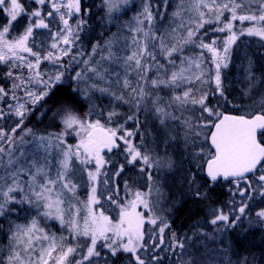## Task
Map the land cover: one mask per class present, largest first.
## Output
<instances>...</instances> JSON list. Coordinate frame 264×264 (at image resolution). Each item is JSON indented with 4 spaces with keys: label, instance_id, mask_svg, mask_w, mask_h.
Listing matches in <instances>:
<instances>
[{
    "label": "snow or ice",
    "instance_id": "snow-or-ice-1",
    "mask_svg": "<svg viewBox=\"0 0 264 264\" xmlns=\"http://www.w3.org/2000/svg\"><path fill=\"white\" fill-rule=\"evenodd\" d=\"M31 3L36 7L26 6L27 0H0L5 15L0 24V218L8 225L5 230L0 223L8 241L0 248V264H163L167 257L162 252L173 254L175 264H234L229 247L221 252L205 241L238 225L243 228L245 221L248 227L264 229V207L253 215L249 205L253 194L264 197V75L254 71L253 54L243 45L236 47L243 74L236 83L244 85L238 93L231 92L223 70L232 63L242 36L264 41V0H176L167 29L157 22L165 20L169 0H144L142 10L125 26L129 35L123 45L117 47L119 38L97 42L87 55L79 42L94 6L82 9L81 0ZM130 3L101 0L105 23L119 20L116 14ZM21 16L23 28H14ZM205 25L215 26L201 32ZM98 50L102 54L93 60ZM45 62L55 70L49 72L47 65L42 70ZM73 65L82 69L71 74L76 81L73 95L89 111L83 116L69 108L53 113L62 124L59 132L28 127L37 104L40 115H46L40 102L60 90ZM112 85L128 91L133 111L124 122L135 121L133 130L123 123L111 126L118 115L115 108L101 121L105 113L94 93L129 103ZM139 113L154 117L159 130L150 142L141 136L135 144ZM6 121L10 126H4ZM70 136L77 141L68 143ZM29 143L31 154L23 150ZM114 149L125 154L124 163L110 176L102 169L111 165L105 153ZM126 165L145 184L141 190L124 180L122 196L115 181ZM177 171L187 173L185 183L195 200L211 201L215 186L225 182L231 196L241 197L239 203L230 200L227 210L210 205L213 232L197 225L192 237L196 243L178 237L167 216L171 209L164 203L163 180L166 174L174 178ZM198 173H203L204 183L196 179ZM81 186L88 190L85 200L77 195ZM24 205L36 208V215L26 223L13 221L12 213L26 211ZM113 205L116 220L110 214ZM50 220L65 233L52 232ZM235 264H257V259L240 256Z\"/></svg>",
    "mask_w": 264,
    "mask_h": 264
},
{
    "label": "trees",
    "instance_id": "trees-1",
    "mask_svg": "<svg viewBox=\"0 0 264 264\" xmlns=\"http://www.w3.org/2000/svg\"><path fill=\"white\" fill-rule=\"evenodd\" d=\"M22 2H24V0H22ZM100 2L101 0H81V5H82V9L85 6H94L91 7V15L88 17V25L85 29V31L83 33H81V40L79 43H82L84 49H85V55H87L89 52H91L92 46L94 44H96L97 42H100L101 44L104 43V41L107 39L109 40L113 35L118 34L119 36L121 35V32L123 31L121 29V24L123 23L124 18H122L121 16H119V20L118 24L115 23H105L104 20V12L103 10L100 8ZM154 3H162V0H153ZM169 4L170 7L168 9V12L172 11V7L174 6L175 2L174 0H169ZM28 7H36V5L31 3V0H27V5ZM47 5L45 6V10H47ZM167 12V13H168ZM21 18H24L23 16ZM20 18V19H21ZM4 19H5V15L3 13H0V24L4 23ZM25 19V18H24ZM162 21V20H161ZM158 21L157 22V27H158V23L161 22ZM239 22H237L238 24ZM17 26L20 25H14V28H16ZM50 27H52V25H50ZM214 27V26H213ZM21 27H19L20 29ZM209 28V26L205 27V29H203L201 32H204L205 30H207ZM38 32L41 33H46L47 30L44 29H39L37 30ZM210 34V35H209ZM227 33H214V32H210L208 33V36H216V37H224L226 36ZM41 39H43V37H41ZM205 40L208 39V37H204ZM243 40L249 43L254 44V42H259V39L253 38V37H248L245 36L243 37ZM264 45V44H263ZM257 49L260 50L263 54L262 59H264V47H262V45H257ZM235 49H233V56H232V63L231 66L233 65V58H234V53H235ZM77 51L76 48H73V52L75 53ZM199 51V50H197ZM261 55V56H262ZM65 59H68V57H65ZM45 65H47V70L49 72L54 71V66L48 63L42 64L41 65V69L44 70L45 69ZM2 70H3V66H0V74H2ZM81 66L79 65H73V68L69 71L68 73H66L65 76V81L66 83H64L63 85L58 86L60 88L59 91H56L55 95H50L48 98H46L45 101H41L40 103L44 105V109L43 111L46 112L45 116H41L40 115V111H42L40 104L36 105V111H34L28 118V120L26 121V125L29 124L30 126H34L36 130H40V128H48L47 125H53L54 123H57L59 120L57 119V116H54L53 113H59L62 109L65 108H69V109H76L77 114H85L89 111L88 107L86 106V103H82L80 102L74 95H73V91L76 88V83L74 82V80L71 79V74L74 73L75 71H80ZM229 70H223L224 72V76L226 77V74L228 73ZM0 83H3L2 80H0ZM94 95V94H93ZM94 99H95V103L96 105L105 113V116L100 117L102 123L105 121L106 119V113L109 111L108 103H103L100 100L99 95H94ZM6 102H7V98H6ZM229 112H234L235 109H226ZM133 111L132 109V105H131V101L130 103L123 109L116 111L117 113H119L120 116H116L112 118L111 121V126L115 127L117 124H121L123 123L124 128H127L128 130H133L135 121H127L126 123L124 122L125 117L127 115H129L131 112ZM82 115V116H83ZM59 117V116H58ZM139 118H140V123L138 125V128L141 126L142 123V113H139ZM154 118V117H153ZM155 119V118H154ZM11 122L10 121H6L4 122V126L8 127L10 126ZM158 124V123H157ZM155 126V123H154ZM51 128V127H50ZM61 130V128L59 130H57L56 132H59ZM135 134H137L136 136V141L135 144H140L141 142V133L140 131H137ZM71 138L74 137H68V143H75V139L71 140ZM122 147V145H121ZM118 151L120 149H117ZM117 150H113L112 153H105L106 157H110V154H114L117 152ZM125 156V155H124ZM124 156L123 157H117V161L114 164V169L116 167L117 164H120L121 162L124 163ZM109 159V158H108ZM109 165L105 166V169L108 168ZM126 167H128L127 165L125 166V172L121 173V177L117 178L115 183L120 185V190H121V195H124V183H122V179L124 178V176L129 177L130 176V169H127L128 171H126ZM131 167V166H130ZM104 171V170H103ZM137 174V178H139L138 173ZM198 178L200 179V183H204V180L201 179V177L203 176V173H198ZM224 185H217L215 186V188L213 189V191L211 192V201L207 202L209 203L208 206H206L205 204H200L199 200H195L193 199L191 196L189 197V199L187 200L186 204L184 205V207H181L176 213H169L168 217L170 216V222L171 225H173L174 227L171 230H174L175 228H177L179 226V222L178 220L183 221V220H190L191 218H194L198 212L202 213V208L204 205V213H203V217L208 215L209 212V207L211 206H216V207H220V208H224L226 210L225 204L227 203V201L229 200V197L231 196L228 188L229 186H225ZM254 195V200L249 202L250 208L252 209L253 215L255 213V211H258L259 209H255V206H253L254 202H259V197L258 199H256V194ZM240 199L239 196H236L235 201L238 202V200ZM206 203V202H204ZM11 207H14L16 209H20L21 206L20 205H12ZM113 208V206H111ZM23 208L26 211L20 210L16 213H12L11 215V219L15 222H20L23 219V216L26 215L28 213L27 211V207L26 205L23 206ZM209 221V220H208ZM0 223H2L4 225L5 230L7 229V222L4 221V218H0ZM200 226V228L202 229H206V226L203 225V223H199L198 224ZM197 226V225H196ZM196 226H188L184 223L183 225V230L182 231H188V234L192 232V230H194L196 228ZM248 228H241V226H237L236 229L232 230H228V232L226 233L225 237L222 238V241L224 242L223 245H226L227 247L230 248L231 250V256H232V261L235 262L237 261L238 257L240 256H248L249 254H252L256 257L257 259V264H264V229L261 228H257L256 230L252 231V232H247ZM168 231L167 233H165V240L167 242L168 240ZM7 245V239L5 237L4 232H0V248H4ZM162 255L166 256L167 258L163 261V264H175V257L173 254H165V253H161ZM0 255H2L0 253ZM117 264H119V262H117Z\"/></svg>",
    "mask_w": 264,
    "mask_h": 264
},
{
    "label": "rangeland",
    "instance_id": "rangeland-1",
    "mask_svg": "<svg viewBox=\"0 0 264 264\" xmlns=\"http://www.w3.org/2000/svg\"><path fill=\"white\" fill-rule=\"evenodd\" d=\"M174 2L176 3V0H174ZM143 3H144V0H131V3L127 6V8L124 9V11L116 14V15H119L122 18H124L123 23L121 24V29L123 30L121 32V35L119 36L118 34H115V35H113L110 38V39L119 38L118 42H117V47H119L120 45H123L125 43V37H127L129 35V33L127 32V29H126L125 26L129 25V24H131L133 22V18L142 10L141 6H142ZM174 6H175V4H174ZM174 6L172 7V11L174 10ZM171 12H168V13L165 14V20H162L161 22H159L158 23V27L163 26L165 29L168 28L169 23H170V13ZM20 18L17 20L16 24L20 25L19 27H21L20 29H22L23 28L24 18H21V19ZM115 22L118 24L117 20L113 21L112 23H115ZM207 26H209L208 29H211L215 25H205V27H207ZM243 37H245V36H242L240 38V40L237 41V46H234V48L243 45L245 51L252 53L253 54L252 55V59L254 61V71L257 73L258 76L264 75V59H262V57H263L262 54L263 53L260 50H258L257 46H256V44L257 45H263L264 41H259V42H256V43L254 42V44H252V43L244 41ZM253 38L259 39L257 37H253ZM105 41H107V39ZM101 54L102 53L100 52V50H98L96 56L93 57V60H98ZM103 54L106 55V53H103ZM234 54L235 55H234V58H233V62H234L233 65L231 66V64H230L229 67L227 69H225V70H229L228 73L226 74L225 80H226V83H228V85L230 87V90H231V92L233 94L238 93L240 91V89L244 86L243 83H241V84H237L236 83V81L242 80V75L243 74L239 71L240 64L238 63V54L236 52V49H235V53ZM65 60H67V59H65ZM45 63H47V62H45ZM115 70L119 71L120 69L116 68ZM89 75H91V74L89 73ZM134 75L135 74H133V76ZM74 82L76 83V81H74ZM111 87H112L113 91L122 92L124 97H125V99L129 100V103H130L131 98H130L127 90H125V89H123V88H121V87H119L117 85H112ZM261 88L264 89V85H262ZM94 95H99L100 100L103 103H108L109 105H107V106H108L109 110H111L112 108H115L116 111H119V110L125 108L129 104V103L125 104V103H122L120 101H116L113 97H111V96H109L107 94H101L99 92H96V93H94ZM226 109H228L227 106H226ZM229 109H231V108H229ZM70 110H72L73 112H75L77 114L76 109H70ZM78 115L82 116L83 114H78ZM116 116L117 117L120 116L119 113ZM116 116H114V117H116ZM57 119L59 120L57 123H54L53 125H49L48 124L47 125L48 128H44L43 127V128H40V130H37V131H39L41 133H43V132H56L57 130H59L62 127L60 118L58 116H57ZM142 120L143 121L141 123V126L139 127V131L141 133L140 137L143 136L144 141L147 143V142H150L152 140V138L156 136V134H157V132L159 130V125L157 124V122L155 121V119L153 117H148L146 119L144 113H142ZM154 123H155V126H154ZM27 126L31 127V128H35L34 126H30L29 124H27ZM34 130H36V129H34ZM136 136H137V134H135V138L133 140L134 143L136 141ZM74 139H75V142H76L77 138H75V137L71 138V140H74ZM32 147H33V145L30 144V143L29 144H25V145H23V150L26 153L31 154L30 150L32 149ZM123 147L124 146L122 145L121 148H123ZM124 155L125 154L121 150H119V151L117 150L116 153L110 154V157H106L105 156L106 159H108V158L111 159L112 163H111L110 166H108L107 169H102V171L103 170L104 171L105 170L108 171L109 175L111 176L112 170L114 169L113 168L114 164L117 161L116 158L117 157H123ZM56 157H57V154L54 152L53 156H52V164L54 166L53 167V172L55 171ZM185 167L186 168H190L191 166L185 164ZM127 169H130V166L126 167V171H128ZM136 173H137L136 171H130V176L129 177L124 176V178L122 179V183H124V180H128V183H129L130 187L140 188L141 190H143V186L145 184V181L143 179H138ZM186 175H187V173L184 172V171H177V173L175 174L174 178H172L171 174H166L165 177H164V180H163V183H164L163 192H164V196H165L164 203H165V205H167L171 209V211L167 213V216L169 215V213H173V212L176 213L181 207H184V205L186 204L187 200L191 196L189 194V192H188V187H187V185L185 183ZM196 179L200 182V179L198 178V175L196 176ZM134 181H136L135 184L133 183ZM228 190H229V188H228ZM87 191L88 190L85 187H83V186L78 188L77 195H78L80 200H85L86 199ZM16 195H18V194H16ZM258 197H259V195L256 196V199H258ZM235 198H236V196L235 197H233V196L229 197V200L225 204L226 210H227L229 201L230 200H235ZM240 199H241V197H240ZM240 199L238 200L237 203H239ZM199 202H200V204H205L206 206L209 205V203H207V202L206 203L201 202V201H199ZM101 203L103 204L104 201L102 200ZM253 206H255V209H259L260 207H264V197H259V202H254ZM26 207H27L28 213L23 216V218H22L23 220L22 221L17 222V223H26L33 216L36 215V213H37V209L36 208L29 207L28 205H26ZM97 207H99V205H97ZM105 207L107 208V207H109V205L105 204ZM110 209H111L110 210V214L112 215L113 220L118 219L117 210L115 209V206L113 205V208L110 206ZM203 213H204V205H203V208H202V213L198 212V214L194 218H191L190 220H183V221L180 222L181 219H179L178 220L179 226L177 228H175L174 230H172V231H174L177 234L178 237L182 236V237L190 238L188 240V243H190V244L191 243H196V239L192 238L193 237V232L195 231V229L192 230V232L188 234V231H182L183 230L182 227H183L184 223L186 225L190 226V227L196 226L199 223H201V224L203 223V225L206 226V229H202L201 228V230L203 232L212 233L213 229H214V226L211 225L208 222V220L210 219L209 212H208L207 217L206 216L203 217ZM25 217H27V219H25ZM168 219L170 220V216L168 217ZM41 222L44 223L43 220ZM47 226L52 232H55L56 235H58V236L63 234V233H65V229L61 228V226L59 225V223L57 221H54V220L47 221ZM147 227H148V225H147ZM173 227L174 226L171 225V229ZM244 228H248L247 232H252V231L256 230L258 227H248L247 222L245 221ZM231 230L233 231L234 229H231ZM227 232L228 231L220 233V234H217L215 239H208L207 241H205V243L210 245L212 248H219L221 250V252H222L223 248L226 245H223L221 243V241H222V238L225 237ZM165 233H167V231ZM7 243H8V241H7ZM4 248H6V246ZM165 254H168V253H165ZM230 255H231V253H230ZM231 259H232V256H231ZM50 264H51V262H50Z\"/></svg>",
    "mask_w": 264,
    "mask_h": 264
},
{
    "label": "flooded vegetation",
    "instance_id": "flooded-vegetation-1",
    "mask_svg": "<svg viewBox=\"0 0 264 264\" xmlns=\"http://www.w3.org/2000/svg\"><path fill=\"white\" fill-rule=\"evenodd\" d=\"M115 150H117V149H115Z\"/></svg>",
    "mask_w": 264,
    "mask_h": 264
},
{
    "label": "water",
    "instance_id": "water-1",
    "mask_svg": "<svg viewBox=\"0 0 264 264\" xmlns=\"http://www.w3.org/2000/svg\"><path fill=\"white\" fill-rule=\"evenodd\" d=\"M225 183H226V182H225ZM225 183H224V184H225Z\"/></svg>",
    "mask_w": 264,
    "mask_h": 264
}]
</instances>
